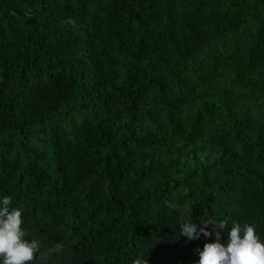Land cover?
<instances>
[{
    "label": "trees",
    "instance_id": "obj_1",
    "mask_svg": "<svg viewBox=\"0 0 264 264\" xmlns=\"http://www.w3.org/2000/svg\"><path fill=\"white\" fill-rule=\"evenodd\" d=\"M0 195L30 264H195L189 220L264 240V0H0Z\"/></svg>",
    "mask_w": 264,
    "mask_h": 264
},
{
    "label": "clouds",
    "instance_id": "obj_2",
    "mask_svg": "<svg viewBox=\"0 0 264 264\" xmlns=\"http://www.w3.org/2000/svg\"><path fill=\"white\" fill-rule=\"evenodd\" d=\"M22 224L21 211L11 206V197L0 195V264H30L38 251V242L25 238ZM209 224L215 229V238L197 249L195 264H264V240L249 223H229L225 219L183 221L178 225V238L184 237L188 242L201 234L208 237ZM132 264L147 261L136 257Z\"/></svg>",
    "mask_w": 264,
    "mask_h": 264
},
{
    "label": "rangeland",
    "instance_id": "obj_3",
    "mask_svg": "<svg viewBox=\"0 0 264 264\" xmlns=\"http://www.w3.org/2000/svg\"><path fill=\"white\" fill-rule=\"evenodd\" d=\"M222 47H223V51L225 52H230V50L233 48L231 44H225ZM186 66L187 69L189 70L192 69L193 67V65H191L190 63L186 64ZM193 69L194 71L190 73L191 75H193L192 79H194V82L193 80H191L190 84L193 82L191 85L198 86L201 81L207 78L208 70L203 67H195ZM187 110H188L187 106L180 107L181 119L188 118L189 112L186 113ZM167 111L170 114L174 115L175 110H166L157 106H146L144 110L136 116V124L139 126V135L152 137V138L156 137L155 130L157 129L158 122L161 121L166 116ZM186 217H188V215Z\"/></svg>",
    "mask_w": 264,
    "mask_h": 264
}]
</instances>
